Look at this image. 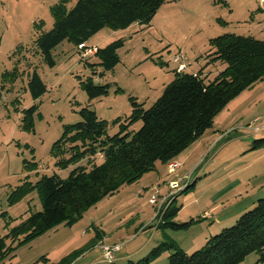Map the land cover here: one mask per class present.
<instances>
[{
  "label": "rangeland",
  "instance_id": "obj_1",
  "mask_svg": "<svg viewBox=\"0 0 264 264\" xmlns=\"http://www.w3.org/2000/svg\"><path fill=\"white\" fill-rule=\"evenodd\" d=\"M76 1L67 0L65 5L68 9L72 8ZM197 1L178 2L182 6L178 14L182 17L174 28L171 24L159 28L162 24L158 23L160 19H156L153 24L144 25L143 32L133 31V28L125 31V28L113 30L103 27L91 36L89 43L96 37L109 34L99 44L101 47L116 38L124 40L125 45L118 51L120 61L115 72L103 76L98 64L93 66L97 70H93L87 63L97 62L99 59L95 56H90L88 60L82 58L81 50L68 40L52 50L56 60L54 66L50 67L42 59L40 50L34 43L38 33L34 24L41 25L42 31L49 30L54 24L51 7L60 0H0V236L23 221L32 211L42 207L36 188L10 203L9 194L17 185L25 179L35 182L43 174L57 173L65 178L72 168L80 164L60 167L56 165V157L50 152L64 126L80 120V107L97 108L95 111L99 117L109 123L108 133L113 134L118 130V125L112 123L116 116L131 112L130 96L136 95L138 101H144V107L158 98L162 90H156L155 87L159 84L162 73H156L159 70L157 68L161 67L164 72H168L165 63L173 66L174 56L185 54L189 58L188 70H199L200 67H195V51L201 44L203 34L210 33L216 37L234 32L264 39V0H232L234 10L231 12L227 3L224 5L212 0H200L201 3ZM207 13L216 17L213 23L209 22L212 18L204 19L211 15ZM220 16L228 22L219 24L217 19ZM235 17H244L245 22H232ZM203 22H208V25L202 26ZM161 34L167 40L178 42L181 51L171 46L170 51L164 48L162 52L149 53L152 57L147 61L141 60L144 47L153 50L156 42L162 41ZM89 43L87 46H90ZM35 67L47 87V91L37 99L31 97L27 88L29 74ZM90 76L94 83L104 84L106 81L111 84L109 92L99 97L100 99L88 98L81 85V81ZM153 84H156L154 88ZM118 87L120 90L116 91ZM32 104L37 105L33 129L26 130L22 127V110ZM220 120L217 119L212 128L220 127ZM140 125V121H135L130 130L135 131ZM212 130L206 131V136L201 138L204 142L200 155L195 152L190 158L185 159V155L173 158L181 166L172 174L168 173L165 165L157 162L156 168L161 175L152 169L134 183L122 185L117 192L99 199L95 205L85 209L82 217L71 226L59 223L20 244L12 255L4 258L3 264H52L59 263L68 256V264H127V259L115 261V258L139 248V254L131 257V260L137 261L146 255L156 241L163 239L162 228L156 227L160 221L156 211L161 201L158 198V204L155 205L149 202L152 190L149 193L145 189L147 182H151V189L160 187L159 196H165L162 207L174 200L173 205L178 207L177 214L172 218L175 222L189 221L190 218L197 220L186 230L166 229L169 235L166 237L175 241L188 254L202 247L206 241L204 236H213L221 229L233 225L241 213L253 207L250 205L244 208L245 206L254 198L264 197L259 196L260 193L249 183L254 180V176L250 179L251 175L264 169L259 167V163H255L257 159L254 157L257 154L245 152L249 144L243 135L234 138L237 129L229 130L230 133H222L221 130L222 140L211 146L210 142H206V137L212 135ZM23 160L35 162L36 165L30 164L28 168L24 166ZM100 160L98 157L97 161ZM82 163L85 161H81ZM174 180L181 186L175 191L168 186ZM237 180H240V188L229 190L231 181ZM192 182L195 186L180 192ZM147 185L150 186V183ZM228 217L234 218L227 223L221 221ZM98 231L105 232L106 237L93 247L91 239L95 238ZM134 233L136 235L131 237ZM196 238L200 239L194 242L193 239ZM115 241L121 243L120 251L114 252L112 263H107L101 246H112ZM167 254L164 252L152 264H166ZM257 258V253H251L239 264H264L257 261Z\"/></svg>",
  "mask_w": 264,
  "mask_h": 264
},
{
  "label": "trees",
  "instance_id": "obj_2",
  "mask_svg": "<svg viewBox=\"0 0 264 264\" xmlns=\"http://www.w3.org/2000/svg\"><path fill=\"white\" fill-rule=\"evenodd\" d=\"M168 0H77L67 8V0H60L52 8L54 24L47 31L35 23L38 32L34 43L42 59L52 67L56 64L52 50L68 40L75 46L82 44L103 27L124 29L133 23L148 25L157 9ZM226 4V0H212ZM208 62L220 61L225 67L212 79L196 74L174 70L173 78L166 84L158 98L144 107L134 96H130L131 112L115 118L117 132L109 134L107 121L101 119L89 106L78 110L80 120L64 126L62 134L52 144L50 152L56 157V165L67 168L77 164L65 178L57 173L43 174L35 182L24 180L8 197L10 203L18 200L32 188H36L40 199V210L32 211L23 221L0 236V264L7 255H12L20 244L33 239L46 229L59 223L71 226L82 217L84 210L109 194L117 192L122 185L134 183L145 173L154 169L157 162L167 164L185 151L206 130L210 129L214 117L226 104L246 88L261 80L264 75V39L252 35L223 33L209 40ZM124 46L123 38L97 48L101 74L113 69L120 61L118 49ZM90 76L81 81L88 98L105 96L110 83H94ZM27 88L33 99L47 91L46 84L36 67L29 74ZM120 90V87L116 91ZM37 105L23 109L22 127L33 129V117ZM140 121V127H130ZM252 148L264 147V138L251 142ZM101 160L98 162L97 158ZM81 161L85 163L81 164ZM30 168L35 162L23 160ZM36 169V167H34ZM194 182L180 191H187ZM174 200L162 207L157 216L162 229L186 230L197 221L179 222L172 218L178 207ZM164 252H169L166 264H239L251 254L257 253V261L264 262V197L258 198L250 210L244 211L234 224L209 236L202 247L190 252L183 251L171 240H164L137 261L127 264H152ZM78 252H75L77 254ZM79 254V253H78ZM70 256L59 263L68 264Z\"/></svg>",
  "mask_w": 264,
  "mask_h": 264
},
{
  "label": "crops",
  "instance_id": "obj_3",
  "mask_svg": "<svg viewBox=\"0 0 264 264\" xmlns=\"http://www.w3.org/2000/svg\"><path fill=\"white\" fill-rule=\"evenodd\" d=\"M179 1L180 0H175V1L168 0L167 2L162 4L157 9L156 13L154 14V18L152 19V21L148 25L153 24L158 19H160L158 23H160L162 25L159 28L166 27V26L168 27L169 24H171L172 27L174 28V25H176V22L180 21V18L182 17L181 14H178V11H180V9H182V6L181 5L179 6V3H178ZM226 1H227L228 5L227 4H225V5L228 6L229 12H231L232 10H234L233 4L231 3L232 0H230V1L226 0ZM197 2L201 3L200 0H198ZM202 2H206V1H202ZM248 9L250 10L249 7H248ZM207 14H211V13H207ZM212 15L213 14L208 15L204 19L206 20L207 18H209V19L212 18L209 22L213 23V21L216 20V17L214 18ZM244 20H245L244 17H241V18H239V17L236 18L235 17V18H233L232 22H237V23L240 24V23L245 22ZM217 22L219 24L220 23H225L226 24L228 21L227 20L226 21L223 20V16H220L217 19ZM142 25H143V27L141 28ZM144 25H146V24L133 23V24L129 25L127 28H125V31L129 30L130 28L135 29L133 31H138V32H139V30L140 31H142V30L145 31L143 29V28H145ZM204 25L207 26L208 22L207 23L203 22L202 26H204ZM210 25L213 26V24H210ZM108 35L107 34H103V35H101L98 38L96 37L95 40H92V43H89L90 40H87L86 42L82 43V45L83 46H87V44L89 43L90 46H87V47H89V48L90 47L99 48V47H101V46H99V44L102 43L103 40L106 39ZM161 36L163 38L162 41L160 40L159 43L156 42L155 48L153 50H150L149 48H145L144 47V53L142 55V59L141 60H146L147 61V59L152 57V56L149 55V53L152 54V52L153 53L162 52L164 48H166L167 51H170V47L171 46H175L177 49L180 50V47H179L180 45H179L178 42H176L175 40H172V39H168L167 40V39L164 38V35H162V34H161ZM212 37L213 36L210 35V33L203 34L202 38L200 40L201 44H199L198 48L195 51V55H196L195 67H200L199 70L202 69V76L206 77V80L212 79L219 71H221L225 67L224 66L225 64L221 63L220 61H210V62H208L209 58H207V53H208L209 48H210L208 40L210 38H212ZM77 47H79V46H77ZM119 49H118V51H119ZM90 56H95V53L94 54H90ZM90 56L86 57L85 59L88 60L90 58ZM185 56H186V60H184V63L186 64V67H185L184 70L189 71L188 67H187V63H189V58L187 57V55H185ZM98 62H99V60L97 62H90V64L91 63H98ZM172 62L174 63L173 66H170V63H165L166 64V69L168 70V72H164V70L161 67L157 68L159 70H157L156 73H158V74L162 73L161 74L162 76H161V79L159 81V84L158 83H157V85L153 84V88L156 85V87H155L156 90H163L164 86L166 84H168L170 82V80L173 78L174 70L177 69L178 63H175L173 60H172ZM87 63H89V62L87 61ZM116 67H117V65L113 69H111L109 71H105L103 73V76L105 74H107V73H114ZM95 68L96 67H93V70H95ZM155 68H156V66H155ZM203 68H204V70H203ZM98 69L101 70V67L98 68ZM96 70H97V68H96ZM100 70H99V72H100ZM199 70H196V71L190 70L189 72H191L193 74H196V72H198ZM206 71H207V73H205ZM154 75H156V74H154ZM114 78H116V77H114ZM261 78H262L261 80H259V81L255 82V83H253L252 85H250L249 88H246L243 91H241V93L239 95H237L236 98L232 99L230 102H228L226 104V106L224 107V109L222 111H220L219 113H217V115H215V117L213 118L214 119L213 125L210 128V129H213L212 130V135L210 134L209 137H206V142L207 143L210 142L211 146H212V144L215 146L216 144H218L222 140L221 134H220L221 130H223L222 133H225V131H228V133H230L231 131H229V130H231V129L233 130L234 129L236 131V129H237L238 130L237 134H234L233 137L235 138V137H238L239 135H241V136L243 135V138L245 139L246 143L249 144V147H248V149H246L245 152L251 153V154L252 153L257 154L256 157H254V158L257 159L255 163H259V167L261 166L264 169V147L252 148V144H251L252 140L256 139V137H264V75ZM105 83H110V82H106L105 81L104 84ZM134 97L138 101L137 96L135 95ZM138 102H140V101H138ZM140 103H144V101L140 102ZM96 109L97 108H95V110ZM92 110H94V108H92ZM123 116H125V115H117L116 118L123 117ZM232 117H234V118L232 119ZM217 119H221L220 122H219L221 124L220 127L212 128V127H214V124L216 123ZM208 130H206V131H208ZM206 131H205V133L203 135H201L199 137V139H197L195 142H193L191 144V146L189 145L191 147V149H190V147L187 148L185 151L181 152L178 156H181V155L184 156L185 155L184 158L186 159V158H190L195 152H198V154L200 155V153H202L201 151L203 149V142H204V139H201V138H204L206 136ZM243 132H245V134H242ZM199 155H197V156H199ZM163 165H165V164H163ZM154 169H155V171H157L156 165H155ZM157 174L161 175L159 171H157ZM145 175L146 174H144L142 177H144ZM253 176H254V178H253ZM252 178L254 180L251 181V182L249 181V183L252 186V188L256 189V191H258L260 193V194H258L259 196L264 195V170L254 173L253 175H251L250 179H252ZM148 183H150V186L147 185ZM240 184H241L240 180L231 181V184L229 185L228 189L229 190H236L238 185H240ZM145 185H146L145 189L147 190V192L150 193L151 190H152L151 189V185H152L151 182H147ZM238 188H240V187H238ZM256 199L254 198V200H252L249 203V205L245 206L244 208H248V206L250 207V205L253 206L255 201H256ZM234 217H228V219H224V220H221V221L224 222V223H227L229 220L233 219ZM141 226H140V228H142ZM156 227L158 229L160 226L157 225ZM165 230L166 229H164V228L161 230V231H163V233H162L163 239L160 238L161 240L156 241L155 245H157L161 241L170 240V239H168L166 237L168 235V233ZM172 231H174V230H172ZM135 235L136 234L134 233L133 235H131V237H133ZM105 237H106L105 236V232H99L98 231V233L95 236V238L91 239V241L93 242V247L96 246L98 241H103V239H105ZM164 237L167 238V239H164ZM168 237H169V235H168ZM204 237L207 240L208 236H204ZM197 239L198 238L193 239V241L195 240L194 242H197L200 238L198 240ZM173 242H175V241H173ZM112 244L119 246V249L116 250L115 253L119 252L120 248H121V243H118V242L115 241ZM155 245H153V246H155ZM176 245H177V243H176ZM139 251H140L139 248L137 250L127 251V252H125V254H122V256L116 257L115 261H118V260L125 261V259H127V261L131 260V257L133 258V255L137 256L139 254L138 253ZM165 253L169 254V252H165ZM146 254H147V252H146ZM168 254H167V256H168ZM154 261H153V263H154ZM162 262H163V259H162Z\"/></svg>",
  "mask_w": 264,
  "mask_h": 264
},
{
  "label": "built area",
  "instance_id": "obj_4",
  "mask_svg": "<svg viewBox=\"0 0 264 264\" xmlns=\"http://www.w3.org/2000/svg\"><path fill=\"white\" fill-rule=\"evenodd\" d=\"M264 2V1H263ZM79 46V50H81V57L82 58H86L88 56H90V54H94L97 50L96 47H87V46H83L82 44L77 45ZM184 60H186V56L181 55V54H176L173 58V61L175 63H178L177 65V70L179 71H183L186 67V64L184 63ZM181 166V164L178 161H171L169 163L166 164V168L168 173L172 174L174 172V170H176L177 168H179ZM188 181V180H187ZM187 184V183H186ZM168 186L170 187V189H173L175 191V189H180L181 186L179 184V182L177 180L174 181H170L168 183ZM160 187H153L152 188V193L149 197V201L151 204L155 205L158 204V198L161 201V205L160 207L157 209V212L162 208V202L164 201L163 199L165 198V196L160 195ZM102 251H103V255H104V260L107 263H112L113 259H114V252L116 250H118L119 246L117 245H112V246H108V245H102L101 246Z\"/></svg>",
  "mask_w": 264,
  "mask_h": 264
}]
</instances>
